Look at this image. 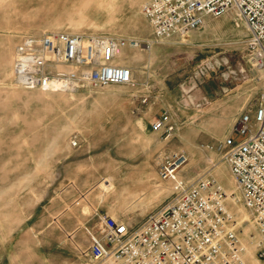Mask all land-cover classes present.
Listing matches in <instances>:
<instances>
[{"label":"rangeland","instance_id":"obj_1","mask_svg":"<svg viewBox=\"0 0 264 264\" xmlns=\"http://www.w3.org/2000/svg\"><path fill=\"white\" fill-rule=\"evenodd\" d=\"M145 3L0 0V264H87L88 230L100 234L106 216L135 230L174 200V184L160 174L175 153L189 156L181 179L211 175L223 186L244 261L264 264V237L217 151L263 91L243 25L209 19L185 37L127 50L121 62L134 86L42 92L17 84L24 37L60 31L147 43ZM165 115L169 136L152 130Z\"/></svg>","mask_w":264,"mask_h":264},{"label":"built area","instance_id":"obj_2","mask_svg":"<svg viewBox=\"0 0 264 264\" xmlns=\"http://www.w3.org/2000/svg\"><path fill=\"white\" fill-rule=\"evenodd\" d=\"M143 13L152 28L153 39L147 43L60 31L24 37L14 63L18 86L42 92L134 86L132 68L121 62L127 50L185 37L204 28L209 19L225 16L247 29L250 60L264 75V0H149ZM169 122L165 115L152 130L169 136L174 131ZM217 151L264 237V81L257 105L241 113ZM188 164L187 154L166 158L160 176L174 184L176 196L137 229L106 216L100 234L88 230L87 264H247L223 186L211 175L193 182L181 179Z\"/></svg>","mask_w":264,"mask_h":264},{"label":"crops","instance_id":"obj_3","mask_svg":"<svg viewBox=\"0 0 264 264\" xmlns=\"http://www.w3.org/2000/svg\"><path fill=\"white\" fill-rule=\"evenodd\" d=\"M149 1V0H146V2Z\"/></svg>","mask_w":264,"mask_h":264}]
</instances>
